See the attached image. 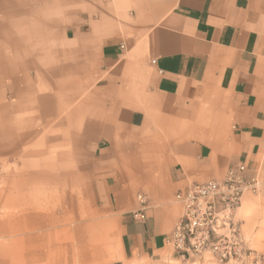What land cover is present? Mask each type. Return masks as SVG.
<instances>
[{"label":"crops","instance_id":"crops-1","mask_svg":"<svg viewBox=\"0 0 264 264\" xmlns=\"http://www.w3.org/2000/svg\"><path fill=\"white\" fill-rule=\"evenodd\" d=\"M238 164L264 261V0H0V264H184L175 194Z\"/></svg>","mask_w":264,"mask_h":264},{"label":"built area","instance_id":"built-area-1","mask_svg":"<svg viewBox=\"0 0 264 264\" xmlns=\"http://www.w3.org/2000/svg\"><path fill=\"white\" fill-rule=\"evenodd\" d=\"M245 172V166L238 164L220 180L194 182L175 194L182 211L167 241L182 260L264 264L261 254L247 245L235 215L243 195L257 192L259 186L258 177ZM137 199L144 202L141 194ZM132 217L142 220L144 214L138 210Z\"/></svg>","mask_w":264,"mask_h":264},{"label":"rangeland","instance_id":"rangeland-1","mask_svg":"<svg viewBox=\"0 0 264 264\" xmlns=\"http://www.w3.org/2000/svg\"><path fill=\"white\" fill-rule=\"evenodd\" d=\"M4 177L2 176V174L0 175V186L3 189L5 187V181H4ZM36 193V192H33ZM1 219V218H0ZM63 218H48V222L49 225L47 226V228H44L45 231L49 234H52V232L54 230H60V231H64L65 229L67 230H72L73 226L75 228V230H78L80 232V235L82 236V231H84L85 228L89 227L91 224L88 223L85 219L86 218H80L79 223L78 224H74L72 222H67L64 223ZM22 226L21 222L19 220L17 221H7V220H3V222H0V229L2 228L4 230V232H7L9 230H18V228H20ZM77 226V227H76ZM7 234V233H6ZM69 240L64 239V235L62 236L61 242H62V248L63 249V256H66V251L69 253V243H67ZM11 242V240L7 239V238H0V250H4V251H10L12 246L9 245V243ZM79 251L78 256H79V261L80 263L78 264H95L94 261H90L89 256H87L86 249L83 247V238L81 237L79 239ZM65 251V254H64ZM182 263L184 264H221L220 262H218L217 260L214 259H209V258H205L204 260H194V259H190V260H186L183 261Z\"/></svg>","mask_w":264,"mask_h":264}]
</instances>
